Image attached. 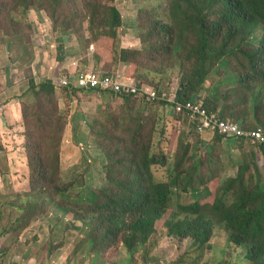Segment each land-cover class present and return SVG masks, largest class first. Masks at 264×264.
Returning <instances> with one entry per match:
<instances>
[{"label": "rangeland", "instance_id": "374dc122", "mask_svg": "<svg viewBox=\"0 0 264 264\" xmlns=\"http://www.w3.org/2000/svg\"><path fill=\"white\" fill-rule=\"evenodd\" d=\"M115 2L123 16L122 33L125 45L139 44L136 32L139 31L140 26L138 20L141 16L140 9L142 6L149 8L154 6L155 0H115ZM169 2L170 0H162V6ZM88 3L93 5L88 0H0V209L3 210H0V262L2 263L17 261L20 264H103L100 254L93 252L86 254V246L82 245V240H88L93 235L92 229L99 225L96 221L90 220L91 209L88 206L76 204L84 201L80 199L84 195H86L85 200H88L91 197L89 193L91 190L99 192L104 187L111 190L118 184L117 181L105 176L107 159L102 147L119 146L129 147L128 150L132 151L138 150L137 163L143 159L142 148L149 147L150 154L157 161V164L151 166L154 181L168 182L171 172L175 171L180 176V186L182 188L186 186L185 192L181 191V187L177 188L175 202L178 200L180 205H188L195 200H200L204 204H213L217 196L215 189L219 188L227 177L236 174V164L248 162L247 155L252 161L253 153L256 155V163L259 164V146L256 143L224 139L220 136L203 137L189 132L186 126H181L172 133L176 117L175 108L170 105L161 104L154 118L150 112L140 113L134 118L133 114L126 111L128 108L131 111L133 106L127 102H119V98L113 93L104 96L95 91L77 93V91L69 92L57 88L56 98L48 107L56 111L59 109L58 113L63 119L65 118L66 127L60 157H52L50 163L54 166L57 185L62 182L73 185L65 193L71 207L64 212L58 201L50 198L47 193L44 197L40 196L34 200L32 206L34 218L29 225H14L16 231H12V227H7L10 225V218L13 217L14 205L18 203V198L26 194L32 184L26 149L28 136L31 133L35 134L33 144L30 143L33 146L38 144L43 147H55L54 144L51 145V138L45 143L36 142L38 129L48 127V122L53 118L51 114L43 117L40 123L32 108L29 118L27 121L24 120L25 106L27 104L32 106L29 99L23 98L29 80L34 78L40 82L48 78L59 79L63 65L57 57L65 52L69 57L75 54L74 59L79 60L81 57L86 59L89 63L88 67L100 74L113 72L109 66L111 60L105 64L110 59L108 54L102 52L98 60L94 46L90 44V49L80 47L79 38L82 40L90 38L91 28L84 20L88 12ZM94 6L101 10L99 7L102 5ZM80 24L81 35L74 30ZM228 49L231 52L226 64L227 69L236 71L243 57L232 47ZM122 68L120 67L119 70ZM176 75V72L171 73L174 77L169 84L164 85V88L172 87L171 83L175 81ZM124 76L130 77L126 74ZM153 76L156 80L160 79L159 73ZM215 79L216 76L211 75L204 83L205 88L196 98L205 102L206 89ZM230 90L232 88L226 82L219 94L223 96ZM144 103L146 102L141 100L140 106L136 105V109L143 107ZM216 108L208 109L218 114L222 120L236 122L234 116H229L221 106ZM120 114L123 124L120 130H117L115 128L117 122L114 118L117 119ZM134 114L138 113L134 112ZM256 114L260 117L264 116V108ZM144 116L151 117L147 119ZM88 121H95L92 128ZM243 127L252 129L248 126ZM135 128H139L146 136L140 139L138 137V149L132 145V141H136L134 140L136 133L128 131ZM147 135L150 136L151 141L147 140ZM201 161L202 164L197 166ZM253 166L254 163L251 167ZM247 180L250 182L251 179L247 177ZM204 188L208 189L209 194L203 192ZM192 189L199 190L196 192L197 199ZM173 207L174 214L178 213L175 204ZM171 211L172 209L162 214L156 212L154 208L148 210L146 216L148 232L145 236L152 261L147 264H217L222 258V253L226 256L231 254L232 260L238 259L240 254L237 255L233 248L227 249L222 230H214L210 239L212 247L209 249L206 245L201 246L203 244L194 242L192 215L187 221L175 227L178 228L179 235H175V232L172 236H168L166 227L168 225L174 227L170 220ZM152 228L155 230L152 231ZM100 231L104 230L100 227ZM120 237V235L110 237L115 248L121 249L112 250L114 252L112 261L116 264H137L140 259L137 258L136 262L129 260V253L120 243ZM226 259L231 260L230 257ZM105 264L113 263L105 260Z\"/></svg>", "mask_w": 264, "mask_h": 264}, {"label": "trees", "instance_id": "16d2710c", "mask_svg": "<svg viewBox=\"0 0 264 264\" xmlns=\"http://www.w3.org/2000/svg\"><path fill=\"white\" fill-rule=\"evenodd\" d=\"M88 1L93 5L88 3V12L84 20L91 28L90 38L83 40L79 38L80 47L90 49V44L94 46L98 60L102 52L108 54L110 59L105 64L111 60L109 66L113 72L110 73L115 74L124 66L121 69L123 73L134 79L142 88L161 93L165 89L164 85L169 84L173 79L171 73L176 72L175 81L171 86L175 88L179 102L187 99L200 100L196 96L205 88L204 83L210 76L215 75L216 79L206 89L205 102L200 100L203 107L210 111V108L217 109L216 107L221 106L223 111L229 113V116L233 115L235 121L242 127L248 126L252 130L264 128V116L260 117L256 114L264 108V0H170L164 7L162 0H155L154 6L141 7V16L138 18L139 31L136 32L139 44L132 43V45L124 43L123 16L115 0ZM96 4L102 5L99 7L101 10L94 6ZM74 30L81 35L82 25ZM229 47L243 57L236 71L227 69L226 64L231 52ZM67 56L65 52L58 56L57 60L65 62ZM74 57L76 55L71 54V58ZM79 65L85 73L91 71L88 67L89 63L82 57L79 59ZM156 73L160 74L159 80L153 76ZM226 82L232 90L220 96L219 93ZM55 84V79H42L37 82L32 78L23 95V98L32 102V106L26 103L24 108L25 121L29 118L32 108L40 123L48 114L53 117L48 122V127L38 129L36 142L45 143L51 138V145L54 144L55 147H43L38 144L33 146L30 143L33 144L35 134L31 133L28 136L26 149L32 184L30 190L19 197L18 203L14 205L13 217L10 218V225L7 226L12 227V231L17 230L14 225L27 226L32 222L34 200L40 196L44 197L47 193L50 198L58 201L64 212L71 207L65 193L73 185L65 182L57 185L54 166L50 163L52 157H60L66 127L65 118L63 119L58 113L59 109L56 111L48 107L56 98ZM64 90L77 91V93L84 91L78 88ZM94 91L104 96L113 93L119 98V102L132 105L131 111L129 108L126 111L133 114L134 118L146 112L152 113L154 118L161 104L170 105L166 102H146L143 107L136 109L144 98L142 93L114 92L115 90L112 92L109 89ZM170 106L175 108L176 117L172 133H175L179 127L186 126L191 133L203 137L210 136V132L197 130V121L190 122L183 107ZM219 110L221 112V109ZM118 118H114L117 122L115 128L120 130L123 124L121 114ZM94 123L95 121H88L90 128ZM128 131L136 133L134 138L136 141H132V145L138 149V137L140 139L146 136L139 128ZM219 135L215 132L213 137L217 138ZM220 137L226 138V136ZM147 140L151 141L148 135ZM252 143L259 146V164L262 166L256 163L255 153L252 161L247 155L248 162L236 164V174L227 177L221 186L215 189L217 196L213 204H204L200 200H195L187 206H182L181 212L170 219L174 227L170 225L166 227L168 236H172L175 232V235H179L178 228L175 227L187 221L192 215L193 240L203 244L201 246L206 245L209 249L212 247L210 232L215 224L214 229L223 231L227 249L233 248L237 255L240 254L237 260H232L231 254L226 256L222 253V258L217 264H264V141ZM102 148L107 159L105 176L117 181L118 184L111 190L107 187L101 188L99 192L91 190L89 192L91 197L88 200H85L86 195H84L80 198L84 201L76 202L84 207L88 206L91 209L90 220L96 221L104 230L101 232L100 227L95 226L92 229L93 235L88 240H82V245L86 246V254L88 252L100 254L103 264L105 260L116 264L112 261L114 258L112 250L121 249L115 248L110 237L120 235L119 241L129 253L130 261L136 262L138 258L140 261L136 262L137 264L150 263L152 257L146 246L145 236L148 232L146 226L148 210L154 208L156 212L165 214L170 209L171 197L175 194L173 187H181L180 176L172 171L168 182H155L151 166L157 164V161L150 154L149 147L142 148L143 159L139 163H137L138 150L132 151L128 150L129 147L119 146ZM252 163H254L253 168ZM201 164L202 161L197 166ZM247 177L251 179L250 182ZM182 191H186L185 185ZM191 191L197 199L196 192L199 190ZM203 192L209 194L206 188ZM154 230L152 228V231ZM80 252L78 251V254ZM228 257L231 260L226 259Z\"/></svg>", "mask_w": 264, "mask_h": 264}, {"label": "built area", "instance_id": "2783aa9c", "mask_svg": "<svg viewBox=\"0 0 264 264\" xmlns=\"http://www.w3.org/2000/svg\"><path fill=\"white\" fill-rule=\"evenodd\" d=\"M55 79L58 88H66L73 86L83 90L94 91L97 89L115 90L114 92L122 93H142L143 101L147 103L166 102L173 106H180L186 110V114L190 122L197 121L198 131L210 132L214 135L215 132L219 136H238L247 137L251 141L263 142L264 130H244L237 123L229 120H222L218 114L207 111L200 100H185L179 102L177 100V92L175 88H165L161 93L150 92L142 88L139 83L135 82L131 77H125L122 70H118L115 74H100L91 70L88 73L84 71L78 73H70ZM113 92V91H112Z\"/></svg>", "mask_w": 264, "mask_h": 264}, {"label": "clouds", "instance_id": "9594fccd", "mask_svg": "<svg viewBox=\"0 0 264 264\" xmlns=\"http://www.w3.org/2000/svg\"><path fill=\"white\" fill-rule=\"evenodd\" d=\"M72 66L74 67L73 68V70L72 71H70V72H62V74L59 76V77H61V76H63V75H69L70 73H72V74H74V73H78V72H82L83 71V69L81 68V66L79 65V61L78 62H76V63H73L72 64ZM49 79V78H48ZM51 79H56V78H51ZM53 82V81H52ZM58 87L56 86V89H57ZM66 88H76V87H73V86H69V87H66ZM66 88H62V89H66ZM79 89V88H78ZM83 90V89H82ZM84 91H89V90H84ZM187 100H192V99H187ZM236 123V122H235ZM238 124V123H237ZM238 126L240 127V128H242V129H244V130H250V131H253V130H257V129H247V128H245V127H242V125H240V124H238ZM262 129V128H261ZM210 137H213V135H210ZM224 139H231V140H236V141H239V140H245V141H250L251 143L253 142V141H251L250 139H248L247 137H238V136H235V135H233V136H227L226 138H224ZM173 190L175 191V194H173L172 195V197H171V202H172V204H171V206H170V209H172V211H171V217H170V219L175 215L174 214V212H175V209H174V205L173 204H175V208H176V210H179V212L178 213H180L181 212V207L182 206H187V205H180L181 203L178 201V200H176V202H175V196H177V188L176 187H173ZM181 191H182V189H181ZM189 205V204H188ZM180 207V208H179ZM169 209V210H170ZM168 210V211H169ZM177 214V213H176ZM214 228L213 229H211V232H210V239L212 238V236H213V234H214ZM17 264H20V263H18L17 261H15ZM0 264H3L2 262H0Z\"/></svg>", "mask_w": 264, "mask_h": 264}, {"label": "crops", "instance_id": "0c3cea01", "mask_svg": "<svg viewBox=\"0 0 264 264\" xmlns=\"http://www.w3.org/2000/svg\"><path fill=\"white\" fill-rule=\"evenodd\" d=\"M66 61L65 62H62V65H63V68H62V71H64L65 73L66 72H70V71H72L73 70V66H72V64L73 63H76V62H78L79 60H77V59H74V58H71V56L69 57V56H67L66 57ZM73 60V61H72ZM122 68V67H121ZM123 69V68H122ZM108 74H112V73H110V72H108Z\"/></svg>", "mask_w": 264, "mask_h": 264}]
</instances>
